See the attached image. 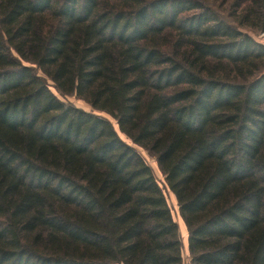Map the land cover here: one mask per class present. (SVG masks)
Instances as JSON below:
<instances>
[{
  "label": "trees",
  "instance_id": "trees-1",
  "mask_svg": "<svg viewBox=\"0 0 264 264\" xmlns=\"http://www.w3.org/2000/svg\"><path fill=\"white\" fill-rule=\"evenodd\" d=\"M264 0H0V264H264ZM76 97L114 125L55 95Z\"/></svg>",
  "mask_w": 264,
  "mask_h": 264
},
{
  "label": "rangeland",
  "instance_id": "rangeland-1",
  "mask_svg": "<svg viewBox=\"0 0 264 264\" xmlns=\"http://www.w3.org/2000/svg\"><path fill=\"white\" fill-rule=\"evenodd\" d=\"M251 36L256 40L257 43L264 45V34H255L250 32ZM53 92L55 93L56 96H58L62 101H64L65 103H70L78 108H81L85 111L88 112H94L95 114L99 115L100 117L109 120L115 127V129L118 131V133L120 134L121 138L126 141L127 143L131 144V141L124 136L123 134H121L119 132V128L115 122V120H113L110 116H108L105 113L102 112H98V111H94L88 104H86L84 101L77 99L76 97H63L61 96L58 92H56L53 88H52ZM138 151V153L147 161V163L149 164V166L152 168V171L154 173V176L156 178V180L158 181L159 185L163 188L164 193L167 197L169 206L172 210V214L173 217L175 219V221L178 223L179 225V230H180V237L182 240V244H183V259H184V264H190V257H189V253H188V232H187V228L180 216L179 213V207L176 201V198L174 197V195L167 189L166 184H165V177L164 175L161 173V171L158 168V165L156 163V160L153 159L152 157H150L148 155V153L140 148L135 147Z\"/></svg>",
  "mask_w": 264,
  "mask_h": 264
}]
</instances>
